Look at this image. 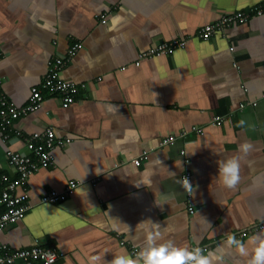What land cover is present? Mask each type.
<instances>
[{"label":"crops","instance_id":"obj_1","mask_svg":"<svg viewBox=\"0 0 264 264\" xmlns=\"http://www.w3.org/2000/svg\"><path fill=\"white\" fill-rule=\"evenodd\" d=\"M261 1L0 0V92L16 105L27 102L49 59L82 44L61 71L78 87L74 101L64 107L45 92L39 108L6 129L7 138L0 132V175L10 178L17 174L7 152L31 155L24 136L48 126L69 140L53 149L51 166L17 188L27 190L31 207L0 231V244L54 248L53 264H91L93 256L108 264L139 251L137 225L145 220L178 246L206 251L227 233L246 242L264 230V10H252ZM236 12L247 20H229L207 40L197 36ZM174 38L184 47L135 64L138 53ZM194 125L200 134L190 132ZM181 130L184 139L160 146ZM244 142L252 146L247 155L239 152ZM232 156L240 157L241 179L229 190L216 178V162ZM187 170L193 195L175 182ZM69 180L78 184L67 199L39 202ZM224 261L244 264L230 251Z\"/></svg>","mask_w":264,"mask_h":264},{"label":"built area","instance_id":"obj_2","mask_svg":"<svg viewBox=\"0 0 264 264\" xmlns=\"http://www.w3.org/2000/svg\"><path fill=\"white\" fill-rule=\"evenodd\" d=\"M252 10L258 15L261 14L262 10H264V0L258 5H255ZM247 16L246 13L236 12L232 17H226L216 23L206 24L200 27L197 30V36L200 39L207 40L218 31L226 30L230 24L228 23L229 20L235 19L244 22L247 20ZM100 18L102 22H105L104 15H100ZM184 45L185 41L183 38H174L155 44L138 53L135 64H138L144 58L170 55L177 49L184 47ZM81 48L82 44L80 42H74L66 49L63 56H56L49 59L44 76L37 85L31 87L30 95L24 105H16L0 92V132H2V137L7 138L5 131L12 125L13 121L27 115L42 105L44 91L55 94L64 107L74 101L78 87L74 82L64 79L61 76V71L64 65ZM82 87H84V84H82ZM261 95L264 97V92ZM221 119L220 116L212 117V121L217 124L220 123ZM201 131L202 129L199 126L194 125L190 128V132L193 134H200ZM16 133L21 135L20 131H16ZM187 135L188 132L185 130H181L176 134H168L161 138L160 146H172L178 139H184ZM24 141L31 155H23L18 152L9 151L6 156L8 165L17 174L16 177L10 178L6 174L0 175V205L2 206L0 212V231L21 220L31 207L28 201L29 194L27 190L23 189L21 193H17V188L24 186L27 177L33 172L51 166L53 164V149L63 146L69 140L55 137L52 128L47 126L40 132L24 136ZM180 154L184 155V149H180ZM144 155H146V151H142L141 157L133 159L132 163L139 165ZM184 162L188 164L189 159L186 158ZM183 177H187L190 181V170H187ZM77 184L76 181L69 180L62 190L51 189L42 194L39 202L57 203L64 201L74 193ZM187 195L190 194L187 193ZM189 212L193 213V209L189 208ZM203 249L205 250V248ZM58 255L59 253L54 248H44L39 245H33L23 249H12L5 244H0V264H12L17 259L22 260L25 264H53Z\"/></svg>","mask_w":264,"mask_h":264},{"label":"clouds","instance_id":"obj_3","mask_svg":"<svg viewBox=\"0 0 264 264\" xmlns=\"http://www.w3.org/2000/svg\"><path fill=\"white\" fill-rule=\"evenodd\" d=\"M251 147L247 142L241 143L240 154L247 155ZM216 163L218 167L216 178L223 187L234 190L241 179L240 157L221 158ZM173 175L175 176L174 173ZM175 182L185 192L194 194L195 189L187 177ZM137 227H142L143 230V241L139 251L134 255L126 251L115 255L108 264H225L224 254L228 251L244 260V264H264V230L248 237L246 242L227 233L226 239L217 249L206 251L198 246H178L172 239H166L160 225L151 220H145ZM91 264H104V262L102 257L93 256Z\"/></svg>","mask_w":264,"mask_h":264},{"label":"trees","instance_id":"obj_4","mask_svg":"<svg viewBox=\"0 0 264 264\" xmlns=\"http://www.w3.org/2000/svg\"><path fill=\"white\" fill-rule=\"evenodd\" d=\"M171 40H172V39H171ZM164 42H165V41H164ZM160 43H161V42H160ZM157 44H158V43H157ZM45 92H46V91H44V93H45ZM13 122H14V121H13ZM12 125H13V123H12ZM12 125H11V126H12ZM14 133L17 134L16 132H14Z\"/></svg>","mask_w":264,"mask_h":264}]
</instances>
